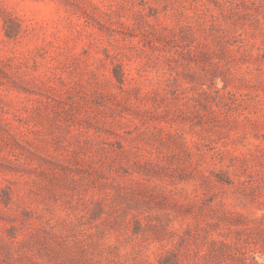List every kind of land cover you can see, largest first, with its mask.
<instances>
[{
	"label": "rangeland",
	"instance_id": "374dc122",
	"mask_svg": "<svg viewBox=\"0 0 264 264\" xmlns=\"http://www.w3.org/2000/svg\"><path fill=\"white\" fill-rule=\"evenodd\" d=\"M0 264H264V0H0Z\"/></svg>",
	"mask_w": 264,
	"mask_h": 264
}]
</instances>
